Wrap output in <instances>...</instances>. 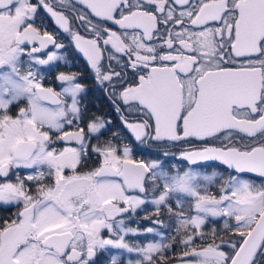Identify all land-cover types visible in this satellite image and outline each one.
<instances>
[{
  "label": "snow or ice",
  "instance_id": "1",
  "mask_svg": "<svg viewBox=\"0 0 264 264\" xmlns=\"http://www.w3.org/2000/svg\"><path fill=\"white\" fill-rule=\"evenodd\" d=\"M0 209V264H264V0H0Z\"/></svg>",
  "mask_w": 264,
  "mask_h": 264
},
{
  "label": "flooded vegetation",
  "instance_id": "2",
  "mask_svg": "<svg viewBox=\"0 0 264 264\" xmlns=\"http://www.w3.org/2000/svg\"><path fill=\"white\" fill-rule=\"evenodd\" d=\"M49 31H52L54 35L57 36V40L60 43H64L65 45L68 44L67 34L63 33L62 30L60 32L56 31V26L52 24L51 21H49ZM69 60L71 63L68 66H64L61 62V66L56 71H63L66 73H77L82 80V83H84L87 86V93L82 98V105L86 108L87 113L89 116H95L103 118L104 120L111 121L112 126H114L115 130L123 131L124 135H128L126 131L122 129L121 121L119 118V114L115 111L108 95L106 94V91L98 87L95 79L93 78V73L89 69L88 65L86 64L85 60L82 57H79L78 55H75L71 50L67 53ZM46 85L51 86L59 90V85L55 80V73H46ZM126 117L131 121L135 119L134 116H127ZM165 150H171L173 152L176 151L175 147L172 146H166V147H157L155 145L151 146L150 148H145L143 151H138L135 153L137 159L143 158L146 160L155 159L156 155L155 153L159 151H165ZM178 155V153H177ZM172 164H176L178 167H183V165H180L177 163V161L173 160L171 161ZM15 210L13 209L12 212H6L3 209H0V217H6L13 214ZM148 211H151V208L148 209ZM145 213L140 212L138 210V214L134 218V220L127 221V223L131 227H139L140 229H144L147 227H155L151 223L150 220L143 219ZM154 218V217H153ZM219 227V225H217ZM171 234V233H166ZM159 238H161L160 235H157L155 233L149 234L147 236L138 235V236H129L126 239L129 242H135L139 244H146L147 242H161L159 241ZM113 254L121 252L122 250L112 249L111 250ZM176 252H178V248L175 249ZM135 259L137 258L135 254H129L124 253L122 256V259Z\"/></svg>",
  "mask_w": 264,
  "mask_h": 264
},
{
  "label": "rangeland",
  "instance_id": "3",
  "mask_svg": "<svg viewBox=\"0 0 264 264\" xmlns=\"http://www.w3.org/2000/svg\"><path fill=\"white\" fill-rule=\"evenodd\" d=\"M161 240V238H159V241ZM148 243V242H147Z\"/></svg>",
  "mask_w": 264,
  "mask_h": 264
}]
</instances>
